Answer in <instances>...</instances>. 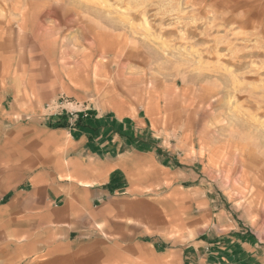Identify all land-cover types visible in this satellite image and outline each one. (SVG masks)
Segmentation results:
<instances>
[{
    "label": "crops",
    "instance_id": "0c3cea01",
    "mask_svg": "<svg viewBox=\"0 0 264 264\" xmlns=\"http://www.w3.org/2000/svg\"><path fill=\"white\" fill-rule=\"evenodd\" d=\"M45 3L0 0V264H264L228 148L166 121L184 93Z\"/></svg>",
    "mask_w": 264,
    "mask_h": 264
},
{
    "label": "rangeland",
    "instance_id": "374dc122",
    "mask_svg": "<svg viewBox=\"0 0 264 264\" xmlns=\"http://www.w3.org/2000/svg\"><path fill=\"white\" fill-rule=\"evenodd\" d=\"M46 1L45 21L56 11L71 31L118 24L120 42L140 47L146 81L184 93L167 101L166 121L203 123L205 138L228 148L231 183L244 186L235 205L264 236V0Z\"/></svg>",
    "mask_w": 264,
    "mask_h": 264
},
{
    "label": "built area",
    "instance_id": "2783aa9c",
    "mask_svg": "<svg viewBox=\"0 0 264 264\" xmlns=\"http://www.w3.org/2000/svg\"><path fill=\"white\" fill-rule=\"evenodd\" d=\"M74 116V114H72V117Z\"/></svg>",
    "mask_w": 264,
    "mask_h": 264
},
{
    "label": "bare ground",
    "instance_id": "6f19581e",
    "mask_svg": "<svg viewBox=\"0 0 264 264\" xmlns=\"http://www.w3.org/2000/svg\"><path fill=\"white\" fill-rule=\"evenodd\" d=\"M80 43V42H79ZM81 44V43H80Z\"/></svg>",
    "mask_w": 264,
    "mask_h": 264
}]
</instances>
